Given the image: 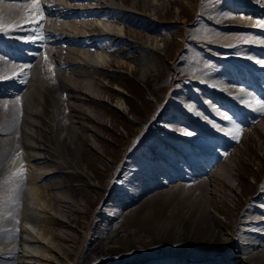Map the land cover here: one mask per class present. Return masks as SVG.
Wrapping results in <instances>:
<instances>
[{
    "label": "bare ground",
    "instance_id": "obj_1",
    "mask_svg": "<svg viewBox=\"0 0 264 264\" xmlns=\"http://www.w3.org/2000/svg\"><path fill=\"white\" fill-rule=\"evenodd\" d=\"M171 4L180 9L174 22L184 27L158 29ZM258 14L264 18V0H0V264H264V201L257 199V209H247L237 224L209 210L219 204L239 210L238 154L255 132L264 139V109L251 101L264 95ZM241 30L251 34L245 47L252 53L236 46ZM168 39L223 50L225 66L243 67L234 79L216 80L201 51L188 89L199 104L213 100L232 109L230 100L238 99L258 106L250 121L241 120L250 130L213 134L210 149L193 146L189 156L155 162L153 171L132 177L129 193L91 183L85 159L103 161L105 121L112 109L121 113L112 104L120 90L104 79L122 71L150 82L143 56ZM232 49L246 62L229 58ZM125 166L121 179L131 172ZM125 220L154 238L121 246Z\"/></svg>",
    "mask_w": 264,
    "mask_h": 264
},
{
    "label": "rangeland",
    "instance_id": "obj_2",
    "mask_svg": "<svg viewBox=\"0 0 264 264\" xmlns=\"http://www.w3.org/2000/svg\"><path fill=\"white\" fill-rule=\"evenodd\" d=\"M117 4L120 5V3ZM257 16L264 19L261 14ZM179 18L180 9L171 4V7L162 12L161 23L155 25L158 29L175 31L177 28L184 27L183 23L174 22ZM181 18L183 22L185 19ZM244 31L241 30L239 33L242 37L236 46H241L242 50L252 53L245 47L251 34ZM167 43L166 47L163 43L159 44L156 48L158 53L146 51L143 56V63L153 71L150 82L144 79L136 82L133 75L122 71L112 72L104 79L106 84L120 90V96L114 98L112 104L116 106V103H119L121 113L112 109L114 111L112 117L105 121L107 129L104 132L105 157L103 161L101 156H88L85 159L84 166L91 183L97 185L106 183L111 188L116 184L117 188L129 193L133 189L132 177L153 171L157 166L155 162L171 161L173 153L187 155L189 147L193 146L209 149L206 141H211L213 134L226 136L238 129L250 130L251 126L246 127L241 119L250 121L249 116L255 112L254 109L257 110L258 106L249 107L248 102L242 103L238 99L230 100L234 106L232 109L226 106L216 107L213 100L204 101V104L195 102L189 94L188 87H191V80L197 72L193 62L199 58L203 50L191 43L183 47L179 41H177L178 46L169 39ZM233 48L236 47L233 46ZM239 52V50H230L229 58L238 57L236 60L239 61V57L245 59L244 53L240 55ZM223 54V50L206 48L204 59L207 61L209 72L216 80L221 79L222 74L234 79L236 72L239 73L238 71H244V69L233 65V70H231V67L225 66L221 60ZM261 97L264 98L255 93L251 96V101L261 99ZM171 98L173 101L170 105H166V100ZM229 115L233 118L232 120L225 118ZM254 119L257 123L261 117ZM238 120L240 124L237 128L232 123ZM226 126L231 127L226 129ZM143 133L145 137L140 139ZM98 146L102 145L98 144ZM243 147L245 148L244 153H239L238 157L240 156L244 165L241 166L240 171L236 172L239 175L237 189L241 198L239 210L231 213L230 208L223 204L209 207L210 212L224 223L228 221L239 223L242 214L247 209H257L252 205L257 199L264 201V196L261 195L264 193V139L260 137L259 132H255L250 139L244 140ZM125 163H129L131 172L121 179L119 174L126 167ZM177 168L183 173L186 169L183 164H179ZM92 176L95 178L91 179ZM120 227L125 230L121 236V246L132 243L142 246L150 243L154 238L149 229L141 228L134 221H122ZM27 228L33 234L37 233L34 226L27 225ZM34 262L37 261L33 260L32 263Z\"/></svg>",
    "mask_w": 264,
    "mask_h": 264
},
{
    "label": "snow or ice",
    "instance_id": "obj_3",
    "mask_svg": "<svg viewBox=\"0 0 264 264\" xmlns=\"http://www.w3.org/2000/svg\"><path fill=\"white\" fill-rule=\"evenodd\" d=\"M36 2L38 3V0H36ZM31 23H39V20H33ZM22 27H27V25H24ZM258 27L264 29V19H261V20L258 21ZM14 30H18V29H7L6 31L11 32V31H14ZM0 31H3V29H0ZM41 47H43V45H41ZM257 103H258L260 109H264V100H258ZM254 111H256V109H254ZM225 118L227 120H232L233 119L230 115L226 116ZM189 134H191V133H189Z\"/></svg>",
    "mask_w": 264,
    "mask_h": 264
}]
</instances>
